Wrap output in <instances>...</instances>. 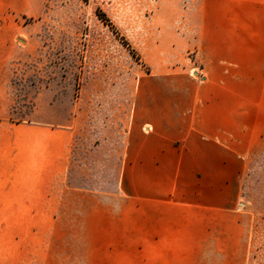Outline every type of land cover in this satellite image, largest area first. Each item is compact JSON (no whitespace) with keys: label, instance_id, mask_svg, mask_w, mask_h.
Wrapping results in <instances>:
<instances>
[{"label":"crops","instance_id":"crops-1","mask_svg":"<svg viewBox=\"0 0 264 264\" xmlns=\"http://www.w3.org/2000/svg\"><path fill=\"white\" fill-rule=\"evenodd\" d=\"M6 13L2 3L0 264H31L27 250L14 249L15 226L43 241L47 224L69 243L37 264H190L203 253L207 190L214 200L223 172L237 176L243 160L263 150L252 48L264 46V0H185L179 32L165 44V58L185 59L184 69L164 65L138 78L128 121L113 141H86L76 117L66 126L11 119ZM258 63L264 80V57ZM110 175L112 193L103 187ZM221 207L219 199L210 206ZM46 208L54 212L48 218ZM14 209L27 211L15 218Z\"/></svg>","mask_w":264,"mask_h":264},{"label":"rangeland","instance_id":"rangeland-1","mask_svg":"<svg viewBox=\"0 0 264 264\" xmlns=\"http://www.w3.org/2000/svg\"><path fill=\"white\" fill-rule=\"evenodd\" d=\"M184 2L0 0V10L2 3L7 6L6 18L13 31L12 60L7 65L11 119L66 126L76 117L79 136L86 141L117 139L128 121L138 78L164 65L181 71L187 63L185 59L169 63L165 58L171 51L165 44L172 42L173 31L179 32ZM262 19L264 35V13ZM2 24L0 20V27ZM258 26L256 22V35ZM263 57L264 46L255 43L252 95L264 104V80L258 78L257 68ZM262 71L264 76V65ZM262 143L263 150L247 156L237 176L223 172L220 193L214 200L207 190L203 253L190 256V264H264V140ZM103 180V187L112 193L115 177ZM93 181V185H101L98 177ZM218 199L222 207L210 208ZM14 211L16 218L27 209ZM44 212L47 218L54 213L53 208ZM52 227L47 224L42 241L32 234L27 239L15 226L14 249L27 250L31 264L47 259L53 248L69 243L54 234ZM98 230L100 225H95Z\"/></svg>","mask_w":264,"mask_h":264},{"label":"built area","instance_id":"built-area-1","mask_svg":"<svg viewBox=\"0 0 264 264\" xmlns=\"http://www.w3.org/2000/svg\"><path fill=\"white\" fill-rule=\"evenodd\" d=\"M191 55H192V52H188V57L190 58L191 57Z\"/></svg>","mask_w":264,"mask_h":264}]
</instances>
